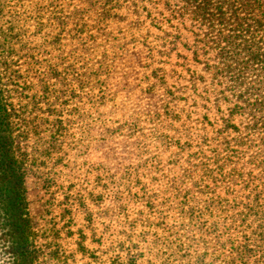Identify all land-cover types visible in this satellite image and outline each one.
<instances>
[{"label":"rangeland","instance_id":"obj_1","mask_svg":"<svg viewBox=\"0 0 264 264\" xmlns=\"http://www.w3.org/2000/svg\"><path fill=\"white\" fill-rule=\"evenodd\" d=\"M15 184L32 264H264V0H0V264Z\"/></svg>","mask_w":264,"mask_h":264},{"label":"trees","instance_id":"obj_2","mask_svg":"<svg viewBox=\"0 0 264 264\" xmlns=\"http://www.w3.org/2000/svg\"><path fill=\"white\" fill-rule=\"evenodd\" d=\"M21 175V174H20ZM18 175L21 179V176ZM16 183L15 179H12L11 182ZM20 187L22 185L21 181L19 182ZM19 187V188H20ZM18 190V189H17ZM16 184H15V200L14 202H8L6 204L4 210L6 214H9L8 217L15 220L16 229L14 233H16V244L18 247L15 251V264H32V260L36 256V249L32 247V244H28V239L30 235V218L26 212V199L24 193L16 192Z\"/></svg>","mask_w":264,"mask_h":264}]
</instances>
